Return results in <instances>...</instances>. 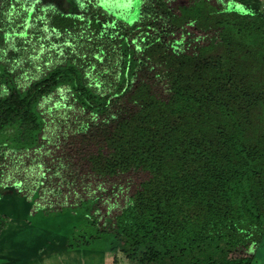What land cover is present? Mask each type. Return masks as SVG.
<instances>
[{
    "label": "trees",
    "instance_id": "obj_1",
    "mask_svg": "<svg viewBox=\"0 0 264 264\" xmlns=\"http://www.w3.org/2000/svg\"><path fill=\"white\" fill-rule=\"evenodd\" d=\"M138 1L127 25L90 0H0V34L8 16L42 46L24 86L4 54L0 179L131 264H227L264 232L261 1Z\"/></svg>",
    "mask_w": 264,
    "mask_h": 264
},
{
    "label": "crops",
    "instance_id": "obj_2",
    "mask_svg": "<svg viewBox=\"0 0 264 264\" xmlns=\"http://www.w3.org/2000/svg\"><path fill=\"white\" fill-rule=\"evenodd\" d=\"M4 126L0 120V142L7 140ZM65 212L64 220L48 216L64 212L30 206L19 189L0 179V216L5 219L0 230V264H114V250H89V242L71 241L77 226L72 218L81 221L82 216Z\"/></svg>",
    "mask_w": 264,
    "mask_h": 264
},
{
    "label": "rangeland",
    "instance_id": "obj_3",
    "mask_svg": "<svg viewBox=\"0 0 264 264\" xmlns=\"http://www.w3.org/2000/svg\"><path fill=\"white\" fill-rule=\"evenodd\" d=\"M90 1L94 2V3L100 2V3H102L103 7H108L109 9H107V8H103V9L107 13V15H112L114 17V20L117 22H121L123 24L131 25L137 19V14L135 12H133V10H135V7L138 5V2H139L138 0H132V1L119 0V2L117 1L116 3H114L111 0H90ZM167 1L169 2V4H175V3H178V1L180 3H183V4H189L192 0H167ZM209 1L213 4L221 5L223 7H228V8H233V9L234 8L235 9L242 8L239 4H236L235 2H232L229 0H209ZM244 1L251 3V2H254L255 0H244ZM260 6H261L260 9L262 11H264V8L262 7V6H264V0H262V2H260ZM17 18H18V16H17ZM7 19H8V22H7L8 25L6 27V30H7V32L13 34L14 36L10 39V41L7 40L5 37H0V74L1 75L5 74L6 71L10 72V70L12 69L11 62H9V63L7 62V60L10 59V57L5 56L4 54H5V51L6 52H8L10 50L12 51V49L14 47H16V49H18L17 50L18 54H20L18 59H17V65H16V69H20V70L18 71L19 74H17L16 77H17V79L21 78V80L19 79L21 82L20 85L24 86L27 83V81H25V79L23 77L24 72L22 71V69L28 66L27 65L28 63L26 62V60L28 59V56L30 55L29 53H35V52H38L39 50L41 51L42 46L38 45V41L36 40L35 37H33L29 34L26 35V33L24 31L26 28L23 27L21 29V31H19L18 29H14L13 28V22H12L11 18L7 16ZM0 36H4V35L0 34ZM7 36L10 37L11 35L7 34ZM22 41L24 42V45H23ZM25 46H27V48H25ZM41 55L43 56V53H41ZM41 55L37 54V56H38L37 60L33 59L32 62H34V63L40 62ZM26 56H27V59H26ZM28 71H30V69H28ZM12 72L14 73L13 70H12ZM40 107H41L40 109L44 108L43 102L40 103ZM46 115H48V114H46ZM7 185H9V184L7 183ZM41 212H43V211H41ZM67 213L68 212L64 211V213H62L61 215L60 214H49L48 216H50L52 218L62 217V220H64ZM69 213H71V212H69ZM78 215H80V214H78ZM80 216H82V215H80ZM72 219H75V222L77 223V229L84 222L83 216H82L81 221L77 217H73ZM99 222L103 223L102 218L100 219ZM100 225H102V224H100ZM259 227H260L259 231L264 230V222L263 221L261 222ZM91 231L93 234V230H90V233H91ZM261 235L262 236H261L259 242L257 241L254 243H250L246 247L240 246L239 244L234 245V251H232V253L229 255L227 264H264V232H262ZM87 242H89L91 244V245L87 246V249H89V250H90V247L103 249L104 247H107V244H108L107 241H87ZM113 250L116 253L115 254L116 260H115L114 264H131L125 258V256L122 254V252L117 248V246L114 247Z\"/></svg>",
    "mask_w": 264,
    "mask_h": 264
},
{
    "label": "built area",
    "instance_id": "obj_4",
    "mask_svg": "<svg viewBox=\"0 0 264 264\" xmlns=\"http://www.w3.org/2000/svg\"><path fill=\"white\" fill-rule=\"evenodd\" d=\"M262 2V0H260ZM264 8V6H262Z\"/></svg>",
    "mask_w": 264,
    "mask_h": 264
}]
</instances>
